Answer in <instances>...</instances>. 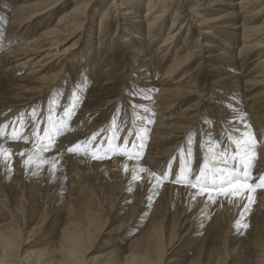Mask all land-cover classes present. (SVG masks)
Here are the masks:
<instances>
[{
	"label": "bare ground",
	"instance_id": "6f19581e",
	"mask_svg": "<svg viewBox=\"0 0 264 264\" xmlns=\"http://www.w3.org/2000/svg\"><path fill=\"white\" fill-rule=\"evenodd\" d=\"M12 1L7 3L3 0L0 3L4 4L0 8V148L4 149L0 153V264H167L171 262L167 255L188 236L189 231L182 235L180 233L185 223L191 229L195 225L205 224L215 213L212 220L217 225L229 215L227 203L232 205L237 201V206L246 204V214L256 217L253 256L246 264H264V181L260 180L264 173V126L250 129L247 122L240 121L235 109L241 100L239 95L244 90L241 88L244 83L264 87V56L255 59L253 65H261L262 69L256 72L259 74L249 76L244 82L240 81V75L235 70L237 59L252 57L257 49L264 48V20L258 26L246 22V17L257 15V9L264 0H108L110 5L101 12L98 10L97 20L94 16H87V11L98 0H75L80 4L48 27L43 25L46 16L66 0L50 1L44 6L40 0L33 4L24 3L26 0ZM111 9L115 10L114 18H111ZM239 17L243 18L242 25H234L239 32L222 30L218 24L220 20L225 21L223 27L231 28V24L240 20ZM169 18V26L164 30ZM37 22H43L40 24L42 28L31 33L25 42L24 37ZM115 24L117 28L111 43L107 44V30ZM195 26L206 39L203 41L199 38L194 45H190L189 34ZM95 29L98 33L95 47L97 56L93 70L100 69L106 61L116 65L117 53L123 55L121 62L125 67L126 81L121 88L124 91L121 98L127 104L128 121L137 122L129 126L134 125L137 139L141 142L145 136L149 138V149L142 158L126 160L121 156H108L103 160H91L66 151L74 142L86 139V133L94 125L87 126L86 132L74 130L73 127L64 129L62 124L55 125L50 131L45 128L43 142L34 139L32 130L38 127L36 122H29L22 130L17 126L12 128L14 125L11 127L15 124L12 119H17L26 106L39 102L45 103L44 107L52 106L50 103L59 95L60 81L67 74V64L73 58L77 61L78 79L74 81L69 76L64 86L69 95L79 96L87 78L86 67L89 53L94 47L91 37ZM163 32V39L159 40ZM179 40L181 44L177 46ZM116 43L118 49L114 48ZM237 44L238 51L233 52V46ZM150 45L151 48L147 50ZM217 46L222 48L216 58L213 50ZM191 48L195 51L200 49L201 52L196 54ZM147 51L157 60L156 63L152 64L147 58ZM209 61L214 63L212 68L207 69L204 65ZM110 65L104 69L105 73L113 71ZM230 68H234L235 72H231ZM161 71V77L157 79ZM196 71L205 76L207 89L213 86L217 94L208 103L212 106L206 113L213 120L212 130L205 128L206 124L209 126L207 119L199 121L200 105L205 103V90L200 88L197 83L199 79L194 77L197 73L193 75ZM118 100L120 97L108 100L92 111L81 108L79 117L82 119L86 113L91 117L108 107L111 111ZM184 100L192 102L178 113H173ZM83 124H86L85 120ZM194 127H198V139L202 136L203 145H208L210 133L215 131L226 132L228 137L236 135L239 138H232L236 144L247 140L249 135L253 137L255 143L247 158L249 164L255 159V168L250 181L238 179L234 182L237 186H246L240 189L239 196L217 191H204L201 194L200 190L190 185H178L177 182V185L167 184L160 180L162 173L157 175L159 167L171 154L179 153ZM230 127L237 131L232 132ZM54 135L57 138L53 141ZM171 140L175 141L174 144L167 146ZM216 152L211 154V162L218 169H229L225 157ZM134 154L138 155V152ZM62 163H66L68 173H64ZM41 166L59 169L58 178L64 195L61 193L55 198L48 196V187L43 186L44 189L38 180L37 173ZM85 170L100 173L104 183L94 186L93 182H88L84 175L88 171ZM39 186L44 189L43 206L40 200L33 198V190ZM140 186L144 191L132 198V192ZM122 190L129 193L122 196ZM219 195L223 196V201L226 200L223 206H215L214 202L213 205L208 204L207 211L203 209L204 206L196 210L205 197L209 199L210 196ZM179 197L193 204L194 208L191 212L187 211L189 205L185 202L175 220L173 204ZM131 198L132 202L128 204ZM67 199L78 202L80 208L67 213L69 221L60 226L58 240L53 241L48 237L42 248L25 250L24 245L28 240L22 242L24 234L28 233L26 238L36 232L42 236L52 214H58L61 210L60 202ZM143 204H152V223L145 231V241L130 243L129 250L125 252L117 243H121L124 233L137 224L138 214L145 209L140 207ZM127 205L133 210L130 216L110 225L109 220L115 218L114 212L125 209ZM34 221L35 225L27 230ZM102 238L99 252L91 255L95 243ZM232 250L225 239V251L218 255L214 264H226Z\"/></svg>",
	"mask_w": 264,
	"mask_h": 264
},
{
	"label": "rangeland",
	"instance_id": "374dc122",
	"mask_svg": "<svg viewBox=\"0 0 264 264\" xmlns=\"http://www.w3.org/2000/svg\"><path fill=\"white\" fill-rule=\"evenodd\" d=\"M4 1H6L7 3H11L12 0H4ZM19 1L21 0H15V2H19ZM35 1L37 0H26L24 3L33 4L35 3ZM40 1L42 5L44 6L45 4H49L50 1L52 2L56 0H40ZM120 1L124 2V0H120ZM222 1L225 2L227 0H222ZM2 2L3 0H0V3ZM109 3L110 1L108 0L107 1L98 0L97 2H94V4L91 5L90 8L88 9L87 16H90V17L94 16L95 20H97L99 13L103 11L107 6H109L110 5ZM79 4H77L75 0H66V2H64L63 4L55 7L54 11H52V13L49 16H46L47 19L45 23L43 24L44 27L53 25L57 21V19H59L61 16H67V14L71 12V10L74 7L78 6ZM3 5L4 4H0V8H2ZM263 6H264V3L258 7L257 10H259V12L257 13V15L246 17L247 18L246 22L256 24L257 26L260 25L262 21L264 20V7ZM114 14H115V10L111 9V18H114L112 17L114 16ZM239 18L240 20H237L234 24L230 25L231 28L223 27L225 25V21L220 20L218 21V24L220 27L222 26V30L228 29V31L230 32H235V31L239 32L238 30L239 28H235V26L242 25L243 23V18L241 17ZM166 21L167 22L165 24L164 30L169 26L170 18L167 19ZM4 23H6V21L3 22V29L5 25ZM42 23L43 22H40V23L37 22V24H35V26L32 27L31 32L27 34L23 40L27 42V40L30 38L33 32H36V29L42 28L43 25L42 26L40 25ZM36 25H38V28ZM116 28H117V25L115 24V25H112L111 28L107 30V33H106V39H108L107 44L111 43V39H112L113 33L115 32ZM200 33L201 31H199V28L195 26L194 30H192V33L189 34L190 36L189 44L190 45H194V42L199 38L205 41L206 38H204V35ZM97 34H98L97 29H95L92 32V37H91L92 42H94L93 44L94 47L92 51L90 50L91 53H89L90 56L88 59V66L86 67L87 68L86 69L87 78L85 80V84L81 86L82 89L80 90L79 96L69 95V91H66L65 86H64L69 76H72L73 79H75L74 81L78 79L77 77L79 73H78L77 61H75L74 60L75 58H73V60L69 61V63L67 64V67H68L67 74H65L63 79L60 81V83L61 82L62 83L58 87L59 95H56L54 102L50 103L52 104V106L49 107L47 105L46 107H44L45 103L43 104L42 102H39L38 104H30L29 106H26L24 109H22L23 110L22 114H19V116H17V119L16 118L12 119V121H14L16 125L12 124L11 127L14 125L12 128L17 126L18 129L20 128V130H22L23 126H25L29 122H32V121H33L32 123L36 122L38 127L32 130L34 139L36 141L42 140L43 142L44 136L42 134H44L45 128H47V130L50 131L55 125L62 124L65 127L64 129H70L71 127H73L74 130L78 129V130H84V132H86L87 126L94 125V128L92 130L89 129V132L86 133L87 135L85 136V138L87 137L86 139L77 141V142H84V143L80 144L79 151L76 155L85 156L86 158L88 157L91 160H103V158H106L108 156H121L126 160L142 158V155H145V151L149 149L147 147V142L149 138L148 136H145L142 139L143 140L142 142L140 141V139L139 140L137 139L138 134L133 129L135 128L134 125L137 123L136 121H132L134 122V125L132 127L129 126V124H133V123L128 121V117L126 115V111L128 110V108L126 107L127 104L121 98L122 97L121 92H124L121 88L123 87V83H125L126 81V77L124 76L125 67L123 68L122 66L123 63L121 62L123 60V55L121 54V52L117 53L116 59L118 61L114 60L115 62L117 61L116 65L114 64L110 65L106 61L103 63L100 69L93 70L92 66L97 56L96 55L97 51L95 49L96 43H97V39H96ZM163 35H164V32L162 36H160L161 38L159 40L163 39ZM0 39H2V35L0 36ZM70 41L72 40H69V42ZM180 44H181V40H179L177 46H179ZM114 48L118 49V43L114 45ZM150 48H151V45L147 47V50H149ZM221 48L222 47L217 46L213 50L214 54L216 55V58ZM238 48H239L238 44L234 45L232 49L233 52H237ZM195 49L191 48L192 52H196V54L197 52H201L200 49L196 51ZM149 53L150 51H147V55H148L147 58H149L152 64H154V62L156 63L157 60H155V58H152L150 56L151 54ZM234 56L236 57V55ZM263 56H264V48H259L252 54V57L245 58L246 60L237 59V62L235 64L237 69L235 70L237 74L242 76V77L239 76V79L241 82H244L251 75L256 76L259 74L256 72H259V70L262 69L261 65H258L257 67L253 65L256 61L255 59L259 57H263ZM213 63L214 61H209L204 66L207 69H210L212 68L211 65ZM108 65L112 67L111 69L113 71L111 70L109 71V72H112L111 74L109 72L105 73L104 71V69L107 68ZM230 70L232 72L234 71V68L233 69L230 68ZM162 72L163 71L158 73L157 79L161 77ZM205 72L210 73V71H206V70ZM196 73L197 71L193 73V75H195ZM198 75L200 76L201 74L197 73L194 77L199 79L197 83L199 84L202 90H205V94L203 96L205 103H202L200 105L201 114H200L199 121H202V119L204 118L207 119L209 121V126L208 124H206L207 127L205 128L212 130L213 120L211 118V115H208L206 113L209 111V108L212 106L208 103L211 100L213 101V97L217 96V94L214 92L215 87L213 88L212 86V88L207 89L206 83H205V76L202 74L199 77ZM241 88L242 90L243 89L244 90L242 94L239 95L240 96L239 98L241 100L239 103H237L238 106L235 109L237 110V114L239 115L240 121L242 123L247 122L248 127L250 129L256 130L257 127L264 126V87L263 85L254 86V85H247L244 83V86ZM119 97H120V100L117 101L118 102L117 106L114 107V109L111 111H110V107H108L102 110L101 112L92 115L91 117L89 116V114L86 113V115L82 117V119L85 120L86 124H83L84 120H82L79 117V115L81 114L80 113L81 108L86 109L87 111L88 110L92 111L95 108H100L101 105H104L108 100H114ZM72 100H75V101L72 102ZM194 100L196 101V99ZM238 101L239 100H237V102ZM182 102L180 105H178L179 108L173 110V113H178L179 111H181V109H184L186 105H189L192 102V100H189V101L184 100ZM251 103L253 104V106H250L252 105ZM48 116L50 119L48 118ZM19 121H20V124L17 125ZM104 123H107V124L102 126V124ZM198 127L193 128V132L189 136L188 140L185 142V144H183L180 147L181 152L179 151V153L176 152V153L171 154V156H169L170 158L167 159L166 162H163L162 163L163 165L159 167L158 169L159 171L157 175L161 173L163 174V175L162 174L159 175L160 180H162L163 183H167V184L172 183V184L177 185L176 178L183 173L188 176V179H190L193 183H195V177L200 174L199 170L201 168H204L205 171L209 172L208 183L211 184L212 178L216 176V173L211 172L210 170L218 169L217 166H215L211 162L213 159L211 154H213L216 150L217 151L216 153H220L221 155L225 157L224 160L226 162V165L229 167V169L230 170L235 169L236 173H238V176L240 175L239 179L246 180V182L250 181L251 180L250 175L252 174V171L255 168V165H254L255 159L252 160L251 164L247 165L248 178L245 179L244 177H245V167L246 166L240 162V159H239L240 156L237 155V144L232 139V138H239V137H237L236 135L234 136L233 134H231V136L228 137V134H226V132L224 133L222 131L220 133V132L215 131L214 133L213 132L210 133L211 138H209L207 142L208 145H203L202 136H200V138L198 139V133H197ZM230 129L233 130L232 132L237 131L231 127ZM93 134H96V135L93 136ZM56 138H57V135H54L53 141ZM125 140H127L126 145L124 143ZM77 142H74L73 144H71V146H74ZM174 142L175 141L171 140V142H168L169 144L167 146H170V145L172 146ZM133 144H135V148H133ZM141 145H143V147H141ZM109 147L111 148L113 147V151H108ZM136 151L138 152V155L134 154V153H137ZM85 152H87L88 154L85 155L84 154ZM94 155L100 158L99 159L93 158ZM233 157H235V159H233ZM61 167L63 170H65L64 173H68V169H67L68 167L66 163L64 164L62 163ZM58 170L59 169L57 168L54 170L51 167L41 166L39 172L37 173V175H39L38 176L39 183L41 182L40 184L42 185V187L43 186H45L46 188L48 187L47 188V190L49 191L48 196L51 198L52 197L55 198L57 197L58 194L61 195V193L62 195H64V193L62 192L63 188L61 186V181L58 178L59 177L58 174L60 172V171L58 172ZM88 170H85V171H88ZM84 175L87 178L88 182L94 183V186L96 184L100 185L101 183H104L102 175L100 173L88 171L87 173H84ZM262 176H264V173ZM66 177H68V175ZM66 177L65 179H68ZM57 178L59 181H57ZM79 178L82 181H85L83 180L82 177H79ZM181 184L189 185L187 182L178 183V185H181ZM45 187L43 188L45 189ZM201 187L202 185H197L195 189L200 190ZM43 188L41 189V186H39L37 187L36 190L35 189L33 190L34 200H37V201L40 200L39 202L41 203L42 206L44 205L42 204L44 201V192H43L44 189ZM143 191L144 189L142 188V186L136 187V189L132 192L131 197L133 198L134 196H136V194L139 195ZM208 191L216 192L214 188H208L207 192ZM122 193L123 194H120V195L124 196L129 192H127L126 190L125 191L122 190ZM132 198L130 199V201H127L128 204L132 202ZM205 198L203 199L202 202H200L196 210L203 208V206L205 207L203 209L206 210L209 203L213 205L215 202L214 204L215 206L216 204L223 206L226 202V200L223 201V196L221 195L211 197V199L206 198L207 199L206 201H205ZM153 200L154 198L152 199V201ZM230 201L231 200H228L227 202H230ZM185 202L187 203V205H189L187 207V211L191 212L192 208H194L193 204L190 205L189 202L183 201L182 197L176 198L173 204L174 211H175L173 217L175 220L180 214L179 212H181L180 210L182 206L183 207L185 206L186 204ZM237 203L238 201L236 203L233 202L232 205H229V203H227L229 206L227 210L229 211L230 216L228 215L226 220L219 221L217 225L214 224L215 220H212L213 218H215L214 216L216 215L215 213L212 214V216L207 220L205 224L195 225L193 227L194 229L193 228L188 229V224L185 223L183 228H181L180 233L182 235V234H185V232L189 231L188 236H185V238H183L184 240L182 239V241L179 242L180 245L174 248V251H172L170 255H167V257H169L168 259H171L170 260L171 262L167 264H214L215 263L214 261L217 259L218 255L222 254L225 251V239L228 242V244H230V247L233 249L232 252H230L231 254L230 258L228 259L226 264H246L248 263L249 258L253 256V247H252L253 241L252 240L254 238V229L256 228V225H255L256 221L254 220L256 217L255 216L252 217L253 216L252 214L245 213L246 211V209L244 208L246 207L245 203H243V205H238V206H237ZM60 205H61V210L58 212V214L57 213L52 214V217L50 218V222L47 223V226H46L47 229L45 233L42 234V236L39 235V233L37 235V232H36L33 235H31L29 238H26L28 233L24 234L22 242L26 243V241L28 240V242L24 245L25 250L27 249L37 250V249L42 248V246L48 241V237L50 238V240L57 241L59 238L58 230L60 229V226H62L65 223V221L67 220L69 221V218L67 217V213L70 211H73V209L76 210L77 208H80V204H78V202L76 201L70 202L68 199L61 201ZM151 205L152 204H149L148 206L146 204L140 205V207H144L145 209L141 213L138 214V219L136 221L137 224L136 223L133 224L130 230L124 233L125 235H124V238L121 240V243H117L119 246H121L125 250V252L129 250L130 243H133L135 241H137L138 243V242H141V240L145 241V231L148 229L147 227L152 223V219H153L152 209L150 208ZM128 206L129 205H127L125 209L115 211L114 212L115 214L113 215L115 216V218L113 220H109V224L110 225H113V223L117 224L122 219H127L130 216L131 212L133 211L132 208H129ZM241 206L243 207V209L241 208ZM137 207L135 208L136 210H137ZM238 221H239V225L237 224ZM34 225H35V221L31 223L30 228H27V230L31 229V227H33ZM102 242H103V238L100 241H97V243H95L96 245L91 255L96 252H99V248H101L100 245L102 244ZM97 262H99V260Z\"/></svg>",
	"mask_w": 264,
	"mask_h": 264
},
{
	"label": "snow or ice",
	"instance_id": "6c2138e0",
	"mask_svg": "<svg viewBox=\"0 0 264 264\" xmlns=\"http://www.w3.org/2000/svg\"><path fill=\"white\" fill-rule=\"evenodd\" d=\"M96 134H93L95 136ZM84 142H77L74 146L68 147L66 149L67 152L72 154H77L80 148V144ZM125 145L127 144V140H125ZM254 139L251 135H249L247 140H244L242 142H237V155L240 156V162L247 166L250 161L248 160L247 156L248 153L251 151L252 147L254 146ZM143 147V145H141ZM133 148H135V144H133ZM109 151H113L111 147L108 149ZM4 151L3 148H0V153ZM242 153V155H241ZM85 155L88 153L85 152ZM93 158L99 159L98 156H93ZM235 159V157H233ZM27 163V161H26ZM211 172L216 173V176L212 178L211 184L208 183L209 180V172L205 171L204 168L200 169V174L195 177V183H193L190 179H188V176L186 174H181L176 178L177 183H184L187 182L193 189L197 187V185H202L200 192L201 194L204 191H207L208 188H214L218 193L224 194V195H232V196H239L241 194L240 189L243 187H246L245 185L237 186L234 182L239 179L238 173H236L235 169H211ZM153 176H155V173H153ZM136 178L135 176L133 177ZM245 179L248 178V172L247 167H245ZM260 180L264 181V176L260 177ZM231 186L230 188H226L225 186ZM211 199V196L209 197ZM239 225V221L237 222Z\"/></svg>",
	"mask_w": 264,
	"mask_h": 264
}]
</instances>
